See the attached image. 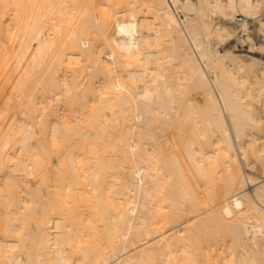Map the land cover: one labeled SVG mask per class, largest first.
Returning a JSON list of instances; mask_svg holds the SVG:
<instances>
[{
  "label": "bare ground",
  "instance_id": "6f19581e",
  "mask_svg": "<svg viewBox=\"0 0 264 264\" xmlns=\"http://www.w3.org/2000/svg\"><path fill=\"white\" fill-rule=\"evenodd\" d=\"M249 18L0 0V264H264V63L218 48Z\"/></svg>",
  "mask_w": 264,
  "mask_h": 264
},
{
  "label": "rangeland",
  "instance_id": "374dc122",
  "mask_svg": "<svg viewBox=\"0 0 264 264\" xmlns=\"http://www.w3.org/2000/svg\"><path fill=\"white\" fill-rule=\"evenodd\" d=\"M183 1V0H182ZM183 4L182 2L179 3V14L184 16L183 11L181 10ZM233 29H237V35L233 39L227 40L225 42L218 43V48L220 50V53H225L227 51L233 52L236 56H239L241 58H244L248 64L253 65L257 70L260 69L261 65L264 63V47H259L257 50H248L249 46L244 43L242 40L243 37H246L247 34L243 35L244 31L239 30L236 26H233ZM248 34L252 37L253 42L259 44L260 46L264 43V32L262 31L261 24L258 20L254 18H249L248 20ZM218 41V38L211 37L212 46L215 47V43ZM212 77H214L213 72H209ZM252 76V75H251ZM251 79L253 80L254 77L252 76ZM250 91L255 92L256 86L255 84H251ZM251 101L254 105L260 106L261 101L257 98H250L248 99Z\"/></svg>",
  "mask_w": 264,
  "mask_h": 264
}]
</instances>
